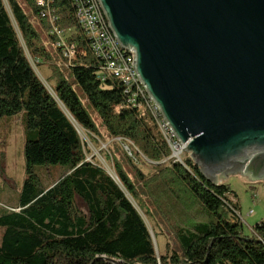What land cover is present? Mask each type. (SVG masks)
<instances>
[{
    "label": "trees",
    "instance_id": "16d2710c",
    "mask_svg": "<svg viewBox=\"0 0 264 264\" xmlns=\"http://www.w3.org/2000/svg\"><path fill=\"white\" fill-rule=\"evenodd\" d=\"M23 1L45 32H73L65 41L77 56L68 70L70 80L52 64L48 90L30 63L49 60L48 47L16 0H6L8 9L0 0V128L21 121L24 142L16 207H0V264H264V220L251 228V236L244 235L236 194L228 185H211L186 156L154 165L148 177L135 168L138 183L180 248L157 257L140 214L151 219L150 212L135 185L117 164L116 182L86 159L76 127L92 136L98 131L74 87L110 137L132 144L133 166L140 156L152 163L170 157L157 130L158 114L136 85L135 95H128L121 81L104 72L102 58L76 19L88 0H44L52 24L41 17L45 9L37 0ZM55 35L48 37L53 44ZM57 165L64 173L42 185L34 167Z\"/></svg>",
    "mask_w": 264,
    "mask_h": 264
},
{
    "label": "water",
    "instance_id": "95a60500",
    "mask_svg": "<svg viewBox=\"0 0 264 264\" xmlns=\"http://www.w3.org/2000/svg\"><path fill=\"white\" fill-rule=\"evenodd\" d=\"M97 1L204 177L264 181V0Z\"/></svg>",
    "mask_w": 264,
    "mask_h": 264
},
{
    "label": "rangeland",
    "instance_id": "374dc122",
    "mask_svg": "<svg viewBox=\"0 0 264 264\" xmlns=\"http://www.w3.org/2000/svg\"><path fill=\"white\" fill-rule=\"evenodd\" d=\"M3 1L8 9L6 0ZM16 1L28 16L36 32L40 34L41 42L46 44L50 51V59L41 63V65L38 61L30 60L32 68L38 78L44 83L48 90H51L52 85L45 80L52 78V71L55 68L54 66L52 67V64H55L56 67L63 72L64 76L70 80L68 77V70L73 58L77 56V51L69 50L71 47L65 41V37L73 32L70 30L57 31L54 29L49 33L45 32L37 16H34L32 13L33 11L31 8L26 5L23 0ZM36 3L38 7L45 9V11L41 13V17H44L43 19L47 18L50 24H52L55 20L52 17L51 9L49 7L50 4L44 0H37ZM49 34H56L55 36L58 40L55 44L49 40ZM74 88L83 105L87 108L98 131V135L92 136L81 128L76 127L79 138L84 146L86 159L101 167L105 172L111 175L116 182L117 179L114 171L116 164L122 169V171H124L137 188L140 201L146 203V210L150 212L151 219L146 218L142 211H140V214L150 232L157 257L160 253L163 254L168 251L170 253L173 251L179 253L180 248L174 238L169 223L159 212H157L156 207L150 200L148 194L143 190L141 184L138 183V175L135 168L139 170L143 177H148L154 172V165H160L161 163L168 164L170 158H174V162H182L183 158L186 156L194 163L190 153L181 151L180 148H172L170 157L160 163H152L140 156V160H132L134 163L133 166L130 161L131 151L129 149L132 144L123 141L122 139L110 137L101 125L97 115L88 106L79 87ZM155 119L156 126L158 127L157 130L161 133L163 129L161 121L157 117H155ZM23 144V125L21 121H15L8 128H0V168L2 173V175L0 174V207L7 210L15 209L17 203V191L24 178V161L22 156ZM33 171L40 179L41 184L46 186L57 180L64 173L65 168L59 165L38 166L34 167ZM206 179L211 185H213L208 178ZM221 183L228 185L232 192L236 194V201L238 202L239 210L243 217L242 226L244 235L251 236V228L255 223L264 220V184L256 183V181H242L237 176H227ZM232 199L233 198H231V200ZM133 204L137 207L134 201ZM249 212H251V214L247 215Z\"/></svg>",
    "mask_w": 264,
    "mask_h": 264
},
{
    "label": "built area",
    "instance_id": "2783aa9c",
    "mask_svg": "<svg viewBox=\"0 0 264 264\" xmlns=\"http://www.w3.org/2000/svg\"><path fill=\"white\" fill-rule=\"evenodd\" d=\"M82 7L83 9H80L77 13L76 19L81 24V30L90 38L92 48L95 51L94 53L102 58L104 72L121 81V83L126 86L125 93L128 95L131 93L135 95V93H133V86L136 85L139 91L146 95L149 107H152H150L151 112L154 115L155 113L158 114L156 117L160 119L163 128L161 134L168 143L170 152L172 151V148H180L181 151H184V146L177 142L157 107L152 103L151 99L140 84L137 75L135 74V70L132 67L131 52L122 49L121 46L118 45L112 32L109 30L106 18L99 7L98 1L88 0V6L85 4L82 5ZM69 50L73 51L72 47ZM137 107L140 108V105Z\"/></svg>",
    "mask_w": 264,
    "mask_h": 264
},
{
    "label": "flooded vegetation",
    "instance_id": "af4514ba",
    "mask_svg": "<svg viewBox=\"0 0 264 264\" xmlns=\"http://www.w3.org/2000/svg\"><path fill=\"white\" fill-rule=\"evenodd\" d=\"M242 175H245V176H248V178H251V179H253L255 176H253V174L251 173H249V174H245V173H241ZM262 177H264V176H262ZM261 179H264V178H261Z\"/></svg>",
    "mask_w": 264,
    "mask_h": 264
},
{
    "label": "crops",
    "instance_id": "0c3cea01",
    "mask_svg": "<svg viewBox=\"0 0 264 264\" xmlns=\"http://www.w3.org/2000/svg\"><path fill=\"white\" fill-rule=\"evenodd\" d=\"M255 183V182H254ZM256 183H263L264 184V181H256ZM220 184H222V183H220ZM240 209V208H239ZM239 214H240V216H241V213H240V210H239ZM251 213H249V214H247V215H250ZM241 220H242V222H243V217L241 216ZM257 222V221H256ZM256 224V223H255Z\"/></svg>",
    "mask_w": 264,
    "mask_h": 264
}]
</instances>
